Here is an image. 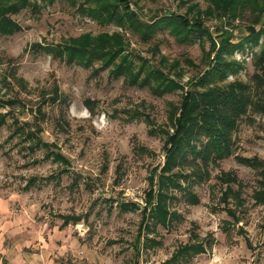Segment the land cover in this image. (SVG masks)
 Returning a JSON list of instances; mask_svg holds the SVG:
<instances>
[{
	"label": "rangeland",
	"instance_id": "374dc122",
	"mask_svg": "<svg viewBox=\"0 0 264 264\" xmlns=\"http://www.w3.org/2000/svg\"><path fill=\"white\" fill-rule=\"evenodd\" d=\"M127 1L143 21L174 13L200 22L215 42L220 30L230 32L233 42L245 38L252 22L248 12L234 19L221 16L213 0ZM91 4L27 0L11 14L20 30L0 32V115H5L0 127V241L4 240L0 258L7 255L5 261L128 264L149 189L148 176L164 160L165 132L172 130L170 107L180 104L192 79L208 64V37L179 44L163 30L144 41L126 27L92 18L85 11ZM116 32L123 35L134 64L141 63L138 58L145 60L147 67L160 70L180 88L156 93L154 81L140 86L128 84L124 77L113 78L107 70L94 75L98 60L93 68H85L34 47L36 43L63 46L83 34ZM261 46L262 38L234 52L229 59L239 67L225 83L238 80L254 88ZM14 78L22 79L23 86ZM56 86L68 101H48L42 108L45 118L40 120L39 138L51 145L31 149L32 140L12 133L25 123L29 124L25 128L35 131V109ZM251 94L256 101L253 89ZM233 140L234 155L210 165L209 178L193 184L199 203L174 200L170 208L177 218L167 227L143 232L159 244L141 249L139 264H165L178 246L193 241L192 232L203 242L209 240L211 249L176 264H264V203L253 198L260 188L261 167L244 166L235 158L256 157L264 163V113L248 107ZM49 150L61 153L68 163L45 157ZM222 172H230L237 181L229 184L237 195L228 193L225 200L227 184L218 180ZM30 179L35 181L28 186ZM125 203L138 206L123 210ZM58 215L80 219L59 229Z\"/></svg>",
	"mask_w": 264,
	"mask_h": 264
},
{
	"label": "trees",
	"instance_id": "16d2710c",
	"mask_svg": "<svg viewBox=\"0 0 264 264\" xmlns=\"http://www.w3.org/2000/svg\"><path fill=\"white\" fill-rule=\"evenodd\" d=\"M26 3L27 0H0L1 33L13 34L20 30L11 14ZM86 3L93 5L90 9H85L92 18H97L102 23L126 27L144 41L163 30H168L179 44L190 43L194 37L206 36L210 39V48L205 52L208 64L200 75L192 79L180 104L171 105L168 120L172 130L165 132L164 160L152 168L148 176L149 189L145 194V205L142 207L137 235L132 245L133 256L128 263L139 264L140 250L153 248L159 244V241L144 235L143 232H152L158 225L167 227L173 218H177V214L170 208L174 200L182 198L191 205L198 204L199 198L192 191V186L195 182L209 178L210 165H216L219 161L234 155L233 134L241 116L252 106L264 113V0H213L214 7L221 16L234 19L245 12L252 16L251 25L247 27L248 36L234 42L230 32L221 30L218 35L219 41L215 42L202 23L191 21L179 14L164 13L143 21L137 12L131 9L127 0H86ZM207 13L211 15L213 10H207ZM260 38L262 46L257 58L260 71L253 76L255 85L252 89L257 97L256 101H253L252 89L248 84L238 80L225 83V79L229 74L237 73L239 64L234 59H229L234 52L242 50L246 43L258 44ZM34 47L52 53L66 64L76 63L85 68H93V62L98 60L100 66L92 69L94 75L107 70L113 78L124 77L130 85L149 86L151 81H154L155 86L152 89L156 93L162 94L173 88H180L178 83L166 77L160 70L147 67L145 60L138 58L141 63L134 64L132 55L126 51L124 37L118 32L101 33L96 36L83 34L69 38L63 46L51 47L36 43ZM14 80L23 86L22 79ZM51 93L50 96L44 95L35 109V131L25 128L29 126L25 123L17 126L12 133H20L32 140L34 143L30 145L31 149L41 144L45 147L51 145L43 143L39 138L40 120L45 118L43 106L48 101L67 104V98L59 92L57 86L51 89ZM86 104L89 105L90 101L87 100ZM4 120L5 115L1 114L0 127ZM45 157L68 163L66 158L56 151H46ZM235 158L244 166L261 167L260 188L253 193V198L256 203H264V163L256 157ZM218 180L227 184L222 200H225L228 193L237 195L229 186L237 182L234 175L222 172ZM34 181L30 179L27 185L30 186ZM176 192L180 193L179 197ZM121 206L125 210L128 207L136 208L138 205L125 203ZM230 214L235 219L234 212ZM58 217L62 220L59 229H64L80 219L75 215ZM190 236L193 237V241L178 246L165 264L188 261L195 255L204 253L207 247L211 249L209 240L203 242L194 232ZM61 264L74 263L61 261Z\"/></svg>",
	"mask_w": 264,
	"mask_h": 264
},
{
	"label": "crops",
	"instance_id": "0c3cea01",
	"mask_svg": "<svg viewBox=\"0 0 264 264\" xmlns=\"http://www.w3.org/2000/svg\"><path fill=\"white\" fill-rule=\"evenodd\" d=\"M11 241L12 240L9 241L10 245H11ZM5 242H7V245L9 244L8 241H5ZM0 246H4V240L3 239H1V241H0ZM8 252L10 253V251H8ZM4 257L6 258L7 255L6 256H2V258H0V264H16L14 262L15 260L13 258H8V261H5L3 259Z\"/></svg>",
	"mask_w": 264,
	"mask_h": 264
}]
</instances>
